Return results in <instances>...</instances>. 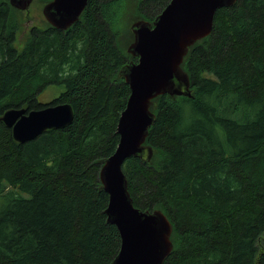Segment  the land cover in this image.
I'll list each match as a JSON object with an SVG mask.
<instances>
[{"label":"trees","instance_id":"1","mask_svg":"<svg viewBox=\"0 0 264 264\" xmlns=\"http://www.w3.org/2000/svg\"><path fill=\"white\" fill-rule=\"evenodd\" d=\"M9 2L0 0V117L69 104L74 120L27 144L0 122V264H113L122 240L100 180L131 95L120 72L138 61L119 45L125 0H90L66 31L34 26L20 50ZM169 2L137 1L136 12L154 21ZM213 22L183 60L192 96L153 101V157H132L123 172L133 206L173 226L164 264H264V0H237ZM52 85L63 92L40 103Z\"/></svg>","mask_w":264,"mask_h":264},{"label":"water","instance_id":"2","mask_svg":"<svg viewBox=\"0 0 264 264\" xmlns=\"http://www.w3.org/2000/svg\"><path fill=\"white\" fill-rule=\"evenodd\" d=\"M34 0H10L19 11L29 10ZM90 0H52L43 8V16L53 28L66 31L77 23ZM149 1V0H138ZM237 0H170L153 21L132 24L134 40L126 49L137 58L129 62L120 76L129 85L131 95L118 123L119 145L105 161L101 180L109 195L106 214L121 236V250L113 264H164L173 252V226L161 210L143 212L133 206L128 181L123 172L132 157L150 161L153 149L146 145L150 127L156 120L151 110L160 96L190 97L191 82L182 68L183 60L199 41L211 36L218 10L232 7ZM69 104L45 105L40 110L10 109L1 117L13 138L20 144L36 140L48 130H61L74 120Z\"/></svg>","mask_w":264,"mask_h":264},{"label":"rangeland","instance_id":"3","mask_svg":"<svg viewBox=\"0 0 264 264\" xmlns=\"http://www.w3.org/2000/svg\"><path fill=\"white\" fill-rule=\"evenodd\" d=\"M137 1L138 0H125V8L120 18V25L122 28V34L119 36V45L124 48V51L127 53L126 49L132 44L134 40V35L132 33V24L135 22L138 23L139 20H144L140 17L137 11ZM11 5V4H10ZM43 4L40 0H34L27 11H19L17 16L20 21V28L18 29L17 39L15 41V46L20 50L28 40V34L30 28L36 26L37 28L45 27L47 21L43 16ZM14 8V7H13ZM15 9V8H14ZM17 10V9H16ZM164 10V9H163ZM137 13V14H136ZM146 21V20H145ZM153 22V21H149ZM63 92L62 87L57 85H52L46 88L45 91L41 92L39 96L40 103L49 104ZM152 110V109H151Z\"/></svg>","mask_w":264,"mask_h":264}]
</instances>
